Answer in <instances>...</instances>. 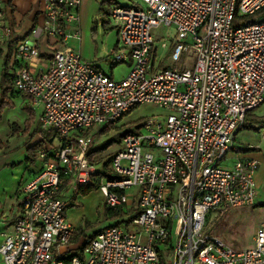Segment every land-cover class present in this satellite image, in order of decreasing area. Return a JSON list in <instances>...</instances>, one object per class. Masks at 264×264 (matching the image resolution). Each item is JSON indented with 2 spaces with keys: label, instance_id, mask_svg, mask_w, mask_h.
<instances>
[{
  "label": "built area",
  "instance_id": "built-area-1",
  "mask_svg": "<svg viewBox=\"0 0 264 264\" xmlns=\"http://www.w3.org/2000/svg\"><path fill=\"white\" fill-rule=\"evenodd\" d=\"M3 1L0 41L14 42ZM140 1L110 9L118 35L112 60L130 64L121 80L69 48L71 40H81V0H45L42 18L16 42L9 65L13 90L42 108L39 122L52 139L37 152L43 167L23 189L0 264H165L164 257L172 264H264V223L253 247L242 251L208 227L211 216L218 220L257 204L261 163L241 155L236 136L247 115L264 104V20H239L263 10L264 0ZM159 26L175 29L172 59L191 54L189 68L157 66ZM142 105L166 113L123 135L110 170L90 159L88 131L116 126ZM97 183L104 208L123 213L125 226L84 238L68 222L64 190ZM71 246L82 256L68 257Z\"/></svg>",
  "mask_w": 264,
  "mask_h": 264
},
{
  "label": "rangeland",
  "instance_id": "rangeland-1",
  "mask_svg": "<svg viewBox=\"0 0 264 264\" xmlns=\"http://www.w3.org/2000/svg\"><path fill=\"white\" fill-rule=\"evenodd\" d=\"M135 4H141L140 0H133ZM134 5V4H132ZM105 14L108 13V9H103ZM104 14L100 25L97 27L96 24L90 28H86L82 33L81 43L78 41L71 40L69 42V48L78 51L82 58L87 62V57L93 55L101 65V70L108 73L111 72L110 68L114 65L111 60L112 56H104V53H99L100 48L108 47V36L111 33L117 35V29L113 26V21ZM255 16V15H254ZM252 17V18H251ZM243 17L239 21L246 24L248 21L260 22L264 20V12L259 13L255 17L249 16ZM103 23L106 26L103 27ZM235 25V24H234ZM97 27V28H96ZM106 36L105 40L103 39ZM108 34V35H107ZM154 37L157 47L156 64L161 68L172 67L174 69L182 70V68H189L192 65L193 58L191 54L184 53L180 59V62H174L172 59V53L174 48L177 46L176 42V31L174 28H167L165 26H159L154 30ZM112 41L113 36L109 37ZM112 38V39H111ZM164 38L168 39L166 46L162 47L161 40ZM118 42V35L116 40V46ZM115 46V49H116ZM104 56V57H103ZM130 72L128 64H118L113 70V76L116 80H121L126 77ZM0 71V81H1ZM11 105L5 106L1 110L0 114V141L3 143L0 149V187L3 189L13 182L14 175H19L24 170V166L27 164L28 157H31V152L34 153L33 147L37 144H41V147L45 146L42 137L49 136V131L45 130L39 122L42 108L35 107L32 105L30 100L23 95L12 92L9 96ZM31 110V113L29 110ZM166 112L153 105H142L136 107L131 113L125 115V117L118 122L116 126L107 127H95L88 131V135L93 138V144L91 148L96 150L93 158L95 161L110 163L112 156L121 147V138L127 132H135L147 119L154 116L164 115ZM250 119L254 117L264 116V104L260 106L251 115ZM104 132H101L103 131ZM261 127H258L257 131L242 130L238 133L236 139V145L245 151V148H249L245 154L251 153L256 156L257 160L260 161V169H263L264 164V133L260 132ZM260 132V133H258ZM42 138V139H41ZM41 139L40 142H37ZM43 142V143H42ZM57 142L55 141V144ZM37 151V150H36ZM35 151V152H36ZM159 156V152H155ZM260 154V155H255ZM37 155V154H36ZM241 155L245 156L243 153ZM102 159V160H101ZM255 159V158H254ZM93 162L96 164V162ZM108 166V169L110 170ZM102 170L103 168L100 167ZM109 174V171L106 172ZM264 188V187H263ZM135 190L130 192L134 193ZM263 194V193H262ZM24 198V195H21ZM264 195L260 196L257 204L251 207H243L229 211L225 216L216 220L213 216L209 218L208 227L209 232L212 235L220 238L225 244L234 248L235 250H246L254 245V238L256 234L257 225L264 223ZM71 207L68 208L67 213ZM137 212L134 211L131 217H136ZM124 216L121 213L119 216L110 217L103 209L99 210V213L94 215L96 217L93 222H87L83 226L82 236H92L105 228L121 223L120 225L125 226V222L121 220ZM129 218H127L128 220ZM126 221V220H125ZM82 256V251L78 250L72 252L70 256ZM165 264H172L171 261L164 257Z\"/></svg>",
  "mask_w": 264,
  "mask_h": 264
},
{
  "label": "crops",
  "instance_id": "crops-1",
  "mask_svg": "<svg viewBox=\"0 0 264 264\" xmlns=\"http://www.w3.org/2000/svg\"><path fill=\"white\" fill-rule=\"evenodd\" d=\"M45 0H4L3 1V14H4V22L7 25L13 26L15 29L14 33V42H1L0 41V71L1 74L5 69L8 70L10 73L9 65L11 64V58H12V50L14 46L16 45V42L24 37L27 36V34L30 32L34 24L40 20L41 12L44 8ZM104 4V5H103ZM134 4L133 0H81V8H80V16H81V40H82V33L86 28H90L93 25L96 24L98 27L103 19L104 12L103 9L107 8L108 13L105 14L106 17L109 18L110 9L114 5L119 6H130ZM103 27L106 26V23L102 24ZM96 27V28H97ZM103 36L104 33L102 32ZM108 35V34H107ZM112 41H110L109 37H112ZM106 36H104L105 40ZM81 40H74L81 43ZM108 47L100 48L99 53H104V56H112V52H115V44L117 40V35L114 33L109 34L108 38ZM49 50L45 47V45L41 46V52L47 53ZM103 56V57H104ZM87 59L89 61H93V63L99 68H101V65L98 64V61H96V58L91 55L88 56ZM112 60V57H111ZM113 62V60H112ZM114 63V62H113ZM118 64H115L111 66L110 70H108V73L113 76V70ZM130 67V64H129ZM186 69V68H182ZM104 71V70H103ZM114 77V76H113ZM258 127H261V131L264 133V127L260 125H253V128L257 131ZM254 130V131H255ZM253 131V130H252ZM258 132V133H260ZM238 135V133H237ZM43 140H49L52 139V135L44 136L42 137ZM41 138V139H42ZM41 139H38L37 142H40ZM237 139V136H236ZM57 140V139H55ZM52 142V140H51ZM43 143V142H42ZM42 147L32 150L34 153L31 152V157H28L27 164L24 166V170L22 173H19V175H14L13 182L9 184L7 187L6 185L2 189L0 187V246L2 245L4 241V235L11 230L12 226L15 224L17 219L19 218L22 210V201L23 197V189L25 185L34 178L42 169L43 162L40 161L36 154ZM249 149V148H248ZM247 148H245V151L243 154L245 157L248 158H256V156H253L251 153H246L248 151ZM36 151V152H35ZM260 155V154H255ZM92 160H95L92 158ZM99 159H97L98 161ZM102 160V159H101ZM257 188H258V199H260L261 195H264V164L263 169L258 170L256 176H255ZM263 193V194H262ZM64 197L68 202L70 203V210L67 214V219L69 224L77 230V233L80 235L83 233V226L87 224V222H93L96 217H94L95 213L98 214L99 210L103 209L105 212V216L107 217V210L104 208V198L99 190V188H96L95 190L91 189H84L78 192H75L70 187H66L64 190ZM264 206V203L261 205ZM113 215L119 216V214H116L115 212H112ZM112 215V216H113ZM113 216V217H115ZM79 236L76 235L74 244L78 242ZM65 250L61 249V251ZM78 251L76 246L69 249V254L72 252ZM1 262V258H0Z\"/></svg>",
  "mask_w": 264,
  "mask_h": 264
},
{
  "label": "trees",
  "instance_id": "trees-1",
  "mask_svg": "<svg viewBox=\"0 0 264 264\" xmlns=\"http://www.w3.org/2000/svg\"><path fill=\"white\" fill-rule=\"evenodd\" d=\"M104 5V4H103ZM264 12V9L261 10L260 12H258L256 15H258L259 13H263ZM255 15V16H256ZM253 16V17H255ZM252 18V17H251ZM250 18H246V20H249ZM255 22H251V21H248L245 25H249V24H253ZM12 75L8 72L7 69H5L2 73V77H1V81H0V114H1V110L5 107V106H10L11 105V101H10V94L12 92H14L13 90V84H12ZM15 93V92H14ZM135 109V108H134ZM134 109H132L129 113H131ZM29 110V109H28ZM30 113H31V110H29ZM250 113H254V111L250 112ZM250 113L247 115V118H246V124H244L241 129L238 131V133L242 130H255L253 128V125H260V126H263L264 127V116L262 117H254L253 119H250ZM251 114V115H252ZM140 128V127H139ZM137 128V129H139ZM107 127L104 129L106 130ZM101 131V132H104ZM256 131V130H255ZM123 137V136H122ZM122 139V138H121ZM3 146V143L0 141V149L2 148ZM41 147V144H37L36 146L33 147V150H36L38 148ZM95 153H96V150H93L92 148L90 149L89 151V154H88V157L90 159L93 158V156H95ZM113 157V156H112ZM112 160V158H111ZM111 160L109 161V163L111 162ZM109 166V164H104V167L105 169H107ZM103 175H107L106 173H103L101 174L100 176H103ZM98 182V180H97ZM99 183L95 184L94 186L90 187L89 189L92 190H95L96 188H99ZM109 216L110 217H113L115 215H113V213L111 211H107ZM113 215V216H112ZM116 217V216H115ZM82 234V233H81ZM80 234V235H81Z\"/></svg>",
  "mask_w": 264,
  "mask_h": 264
}]
</instances>
